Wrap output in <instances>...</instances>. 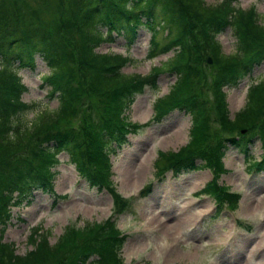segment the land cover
<instances>
[{
	"label": "trees",
	"instance_id": "1",
	"mask_svg": "<svg viewBox=\"0 0 264 264\" xmlns=\"http://www.w3.org/2000/svg\"><path fill=\"white\" fill-rule=\"evenodd\" d=\"M233 1L208 5L203 0H56L52 17L42 25L0 24V210L5 212L0 215V241L10 201L31 189L49 188L53 155L61 150L68 151V159L82 178L108 190L118 210L127 206L128 201L107 179L103 149L111 141L116 145L125 142V134L139 128L122 113L134 95L152 85L151 79L162 71L172 72L176 78L166 96L154 99L155 113L160 116L172 108L183 110L190 113L191 123L185 144L173 153H160L154 165L191 170L198 159L200 166H207L213 174L201 191L219 204H234L237 195L216 182L223 170L220 158L228 146L247 153L255 137L262 143V154L253 165L257 169L264 164V78L254 84L250 79L246 100L231 117L224 87H234L264 63V23L262 14L251 8L239 9ZM139 27L149 31L151 54H157L162 43L157 37L159 28L168 36L161 47H177L176 54L151 68L148 75L122 73L118 70L123 59L119 54L95 51L98 43L114 35L131 40ZM225 28L235 39L232 54L221 53L216 40ZM201 47L215 57L217 69L210 84L206 75L198 80ZM35 58L48 68L44 79L59 95L57 107L39 111L29 122L15 120L14 127L8 128L10 115L25 106L19 97L24 88L15 66L33 69ZM193 80L200 83L195 92L190 88ZM203 87L210 91L211 99L203 97ZM78 106L84 113L97 109L100 116L95 119L85 114L84 125L69 126ZM24 153L28 154L25 168L14 170L12 159ZM119 233L109 219L80 228L69 226L52 243L45 234L38 239L30 233L31 248L22 255L15 254L12 243L0 242V264H123L117 254Z\"/></svg>",
	"mask_w": 264,
	"mask_h": 264
},
{
	"label": "rangeland",
	"instance_id": "2",
	"mask_svg": "<svg viewBox=\"0 0 264 264\" xmlns=\"http://www.w3.org/2000/svg\"><path fill=\"white\" fill-rule=\"evenodd\" d=\"M55 1L0 0V24L33 22L42 25L52 17ZM235 1L239 9L251 8L262 14L260 21L264 23V0ZM203 2L214 5L219 0ZM163 32L161 28L157 31L162 43L168 37ZM148 35L147 29H137L132 42L127 43L120 36L112 35V40L98 43L95 51L117 53L123 58L119 71L146 76L152 71L151 68L163 63L177 50L175 45L170 44L166 50L157 48V54H151ZM216 40L221 53L232 54L235 51V39L230 29L221 31ZM197 57V68L200 67L202 71L198 80L206 75L207 84H210L217 69L212 60L215 57L204 47L198 49ZM34 64L32 70L16 68L19 82L25 86L20 94L25 106L23 110L20 109V113L10 115L7 119L8 128L14 127L12 122L15 120L29 122L39 111H51L57 107V91L49 95L51 85L43 80L45 75H49L48 68L40 58ZM252 77L255 78L251 84L259 77L264 78V64L256 66L251 76L241 79L234 87H224L230 117L245 102L246 83ZM175 78L176 74L172 72H159L151 79L152 85L135 94L122 114L127 122L143 123V126L129 133L126 144L114 153L104 149L107 163L111 164L107 179L120 196L128 197L131 203L125 213L114 218L116 228L125 235L123 244L117 246L120 248L117 254L121 263L264 264V171L262 168L248 170L249 159H259L262 152L260 140L255 137L251 139L247 157L233 147H228L220 160L224 171L220 172L218 181L239 194L234 210L223 209L213 215L215 207L212 198L199 193L198 190L211 177L208 169L176 173L166 169L161 175L155 174L160 170L154 165L160 153H173L189 139V114L174 108L158 117L155 113L153 100L166 96ZM198 80H193L190 86L192 92L198 90ZM201 93L204 98L211 99L206 87L202 88ZM198 97L201 99V95ZM90 100L93 101L92 98ZM92 109L84 113L78 106L69 126L84 125L85 114L95 119L100 116L97 109ZM178 129H181L182 134L171 137L172 132ZM27 153L12 159L14 170L23 171ZM53 159L55 163L49 171L54 174L51 178L54 196L40 191L33 193L31 189L10 201L7 207L8 218L0 242L12 243L15 254L22 255L31 248L27 240L30 233V237L38 239L45 234L52 243L69 226L80 228L84 224H101L111 218L113 200L106 190L90 186L79 176L68 159V151L54 154ZM1 191L4 192V186ZM2 213H5L4 209L0 210V215ZM237 218L242 219L248 227H237ZM166 225H176L179 231L175 230L177 234L165 233L163 228Z\"/></svg>",
	"mask_w": 264,
	"mask_h": 264
},
{
	"label": "bare ground",
	"instance_id": "3",
	"mask_svg": "<svg viewBox=\"0 0 264 264\" xmlns=\"http://www.w3.org/2000/svg\"><path fill=\"white\" fill-rule=\"evenodd\" d=\"M173 134L171 135V137H177V136H179V135H181L182 133H181V129H178V130H175V131H173L172 132ZM170 139V138H169ZM133 178V177H132ZM178 227L176 226V225H174V226H172V225H166L164 228H163V230H164V232L166 233H168V232H173L174 234H177V231H179L178 229H177ZM175 230H177V231H175ZM170 233V234H171ZM161 245H162V243H161Z\"/></svg>",
	"mask_w": 264,
	"mask_h": 264
}]
</instances>
